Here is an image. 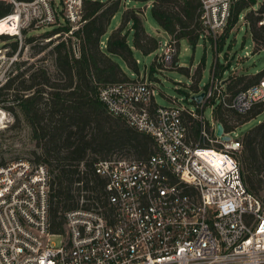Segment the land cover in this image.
I'll return each mask as SVG.
<instances>
[{
    "label": "built area",
    "instance_id": "built-area-1",
    "mask_svg": "<svg viewBox=\"0 0 264 264\" xmlns=\"http://www.w3.org/2000/svg\"><path fill=\"white\" fill-rule=\"evenodd\" d=\"M8 1L13 10L0 18V35L70 25L50 40L84 23V0ZM232 1L202 0L205 37L216 41L223 34ZM177 43L170 35L160 42L158 63L174 61ZM234 59L224 61L231 62L228 74L214 69L207 87L187 100L172 97L171 105L152 110L156 88L147 78L102 86L99 98L108 112L151 135L156 150L147 158L99 159L102 201L82 199L65 214L61 232L50 229L48 166L23 156L1 164L0 264H264V188L257 195L245 183L242 124L230 120L235 124L226 129L216 117L218 104L242 115L264 106V76L233 92ZM202 91L198 101L193 95Z\"/></svg>",
    "mask_w": 264,
    "mask_h": 264
},
{
    "label": "trees",
    "instance_id": "trees-1",
    "mask_svg": "<svg viewBox=\"0 0 264 264\" xmlns=\"http://www.w3.org/2000/svg\"><path fill=\"white\" fill-rule=\"evenodd\" d=\"M127 2L131 3L130 7L123 9ZM146 3H150V15L158 26L178 40L179 51L182 40L195 49L205 39L202 0H84L82 26L49 51L53 56V71L32 63L12 74L0 86V104L4 94L11 96L10 104L3 105L15 117L10 128L16 129L22 122L30 125L32 138L39 149H34V157L29 159L45 163L49 168V213L53 233L64 229L65 214L81 206L82 199L88 205L102 201L106 179L96 172L95 163L99 159L113 156L147 158L156 150L151 135L131 127L123 117L110 114L99 98L102 86L136 79L131 74L140 72L138 52L149 55L159 49L158 37L148 31L145 23L147 11L140 8ZM12 10L11 2L0 0V18ZM121 10L120 24L110 30L113 18ZM241 18L250 29L254 52L264 49V0H233L229 22L219 38V51L224 50L231 30ZM69 30L70 25L63 24L43 36L48 38L53 33ZM12 38L8 34L0 35L3 41ZM35 39L28 37L26 42ZM234 40H230L229 48ZM51 41L37 52L46 49ZM10 47L9 55L20 54L17 40L11 42ZM227 57L225 51V59ZM173 62L192 79L188 89H179L186 100L207 87L199 86L204 62L192 75L188 67L178 66V55ZM215 65L220 73L229 69L231 62ZM151 70L154 73L155 61ZM263 76L264 69L255 73L243 72L235 75L228 87L236 92ZM151 78L156 79V76L151 75ZM158 105L153 100L150 109ZM263 110L264 106L256 105L242 115L218 104L216 117L226 129H231L235 123H229L230 120L243 125ZM239 160L249 190L261 194L264 188V120L242 133ZM6 161L1 157L0 165Z\"/></svg>",
    "mask_w": 264,
    "mask_h": 264
},
{
    "label": "rangeland",
    "instance_id": "rangeland-1",
    "mask_svg": "<svg viewBox=\"0 0 264 264\" xmlns=\"http://www.w3.org/2000/svg\"><path fill=\"white\" fill-rule=\"evenodd\" d=\"M130 5V2L124 3L123 9L130 7ZM140 8L144 12L147 11L145 23L148 31L155 34L160 42L167 40L169 34L161 29L150 15V3L141 4ZM121 16L122 10L119 11L113 18L110 30H113L120 24ZM53 30H51L50 27L29 29L25 32L23 30L21 37L11 35L13 38L10 40L3 41L0 39V86L12 74L28 67L32 63L43 65L53 71V56L49 53V51L53 45L67 35L63 33L62 36L52 38V41L46 49L41 52H37L42 45H45L49 41V38L47 39V37L43 36V34ZM32 36L36 37V39L31 42H26V39ZM219 38L215 41L211 36L205 37V39H202L200 43H198L195 49L192 48L186 40L181 41L180 53L178 55V66L188 67L192 75L198 65L201 62H204L203 74L199 82V86L201 88H203L204 84L208 82L212 71L214 69L217 70V65H215V63L217 64V62H220V64H225V51L228 52L229 56L236 55V59L232 61V68H235L234 70L236 75L243 72L255 73L264 69V49L254 52L252 35L250 29L245 24L244 18H241L238 24L231 30L228 37L229 39L223 51L218 50V45L220 44ZM233 38L235 39L234 44L231 48H229L228 46L230 40ZM73 39L75 40V38ZM16 40L19 42L20 54L9 55V52L11 51L10 43ZM247 51L249 54L246 53ZM160 52H162L161 45L157 51L149 55H144L138 52L137 57L140 65V72L138 74H131V77L138 79L147 78L156 88L157 102L161 105L168 106L173 103L172 97L181 98L184 96L179 89H188L187 87L192 83V79L187 74L181 72L178 67L175 66L174 62L163 64L158 63L156 58ZM15 56L16 58H14ZM154 61L155 70L153 73L151 66ZM227 70L226 74L229 73L230 68ZM151 75H155L156 79L151 78ZM2 97L4 101L0 104V132L3 130H6V132L0 133V160L1 157L5 160L15 158L16 156L28 158L34 157L32 151L39 148H37L36 143L32 138L30 125L26 122H22L20 127L16 129L10 128L15 120V117L13 113L8 111L3 105L10 104L11 96L6 93ZM206 114L210 117L209 109H207ZM261 120H264V111L257 117L244 123L239 128V132L241 134L244 133ZM54 241L59 243L60 238H55Z\"/></svg>",
    "mask_w": 264,
    "mask_h": 264
},
{
    "label": "water",
    "instance_id": "water-1",
    "mask_svg": "<svg viewBox=\"0 0 264 264\" xmlns=\"http://www.w3.org/2000/svg\"><path fill=\"white\" fill-rule=\"evenodd\" d=\"M195 99H197L198 101H201L203 96H204V92H200V93H197L195 95H193ZM223 132V125L222 123H218V133L219 134H222ZM224 138L228 139V136H225Z\"/></svg>",
    "mask_w": 264,
    "mask_h": 264
},
{
    "label": "bare ground",
    "instance_id": "bare-ground-1",
    "mask_svg": "<svg viewBox=\"0 0 264 264\" xmlns=\"http://www.w3.org/2000/svg\"><path fill=\"white\" fill-rule=\"evenodd\" d=\"M3 33H4V31H3Z\"/></svg>",
    "mask_w": 264,
    "mask_h": 264
},
{
    "label": "crops",
    "instance_id": "crops-1",
    "mask_svg": "<svg viewBox=\"0 0 264 264\" xmlns=\"http://www.w3.org/2000/svg\"><path fill=\"white\" fill-rule=\"evenodd\" d=\"M250 73V72H249Z\"/></svg>",
    "mask_w": 264,
    "mask_h": 264
}]
</instances>
